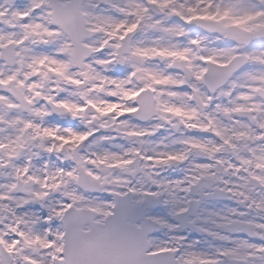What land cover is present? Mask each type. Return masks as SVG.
Here are the masks:
<instances>
[{"label":"snow or ice","instance_id":"obj_1","mask_svg":"<svg viewBox=\"0 0 264 264\" xmlns=\"http://www.w3.org/2000/svg\"><path fill=\"white\" fill-rule=\"evenodd\" d=\"M0 264H264V0H0Z\"/></svg>","mask_w":264,"mask_h":264}]
</instances>
